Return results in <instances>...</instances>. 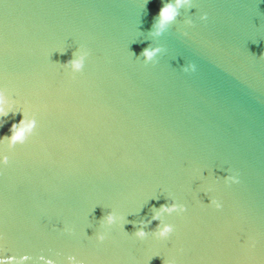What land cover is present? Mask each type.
Returning <instances> with one entry per match:
<instances>
[{"label":"water","instance_id":"water-1","mask_svg":"<svg viewBox=\"0 0 264 264\" xmlns=\"http://www.w3.org/2000/svg\"><path fill=\"white\" fill-rule=\"evenodd\" d=\"M0 264H264V0H0Z\"/></svg>","mask_w":264,"mask_h":264},{"label":"clouds","instance_id":"clouds-1","mask_svg":"<svg viewBox=\"0 0 264 264\" xmlns=\"http://www.w3.org/2000/svg\"><path fill=\"white\" fill-rule=\"evenodd\" d=\"M183 2H186V0H183ZM182 3V0H176V6L178 7L180 4ZM175 15H176V11H175V8L173 5H166L164 6L161 10H160V23H161V26H163L164 23H167V22H171L174 18H175ZM154 53L151 52V51H147L145 50V52L143 53V55L147 58H151L152 55ZM74 66L79 69L81 67L80 63L79 62H75L74 63ZM15 127V126H14ZM20 137L19 136H16L15 139H19ZM109 220H111V217H109ZM169 229H165L164 230V233H161V235L165 234L166 232H168ZM137 235L139 236H143L144 233L143 232H139L137 233Z\"/></svg>","mask_w":264,"mask_h":264}]
</instances>
